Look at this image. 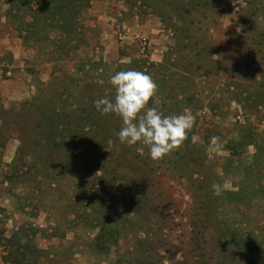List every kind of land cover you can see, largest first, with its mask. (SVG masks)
Masks as SVG:
<instances>
[{"label": "rangeland", "instance_id": "rangeland-1", "mask_svg": "<svg viewBox=\"0 0 264 264\" xmlns=\"http://www.w3.org/2000/svg\"><path fill=\"white\" fill-rule=\"evenodd\" d=\"M30 15L0 0V239L35 264H242L229 229L264 248V0H93L70 35ZM130 69L194 117L159 161L93 104Z\"/></svg>", "mask_w": 264, "mask_h": 264}, {"label": "clouds", "instance_id": "clouds-1", "mask_svg": "<svg viewBox=\"0 0 264 264\" xmlns=\"http://www.w3.org/2000/svg\"><path fill=\"white\" fill-rule=\"evenodd\" d=\"M104 85L101 79L98 82ZM108 84L114 89L112 99L101 97L93 101L101 115H115L121 120L118 140L121 145H142L149 157L159 161L181 146L192 128L194 117L185 110L181 114L164 115L148 102L157 93V84L143 71L122 70L112 75ZM215 139V138H214ZM142 150V149H141ZM224 185L213 183L211 189L219 196Z\"/></svg>", "mask_w": 264, "mask_h": 264}, {"label": "trees", "instance_id": "trees-1", "mask_svg": "<svg viewBox=\"0 0 264 264\" xmlns=\"http://www.w3.org/2000/svg\"><path fill=\"white\" fill-rule=\"evenodd\" d=\"M6 1L13 7H25L31 13L29 20L25 23L26 27H32L33 24L42 19V15H56L59 17L58 28L62 29L64 35H70L74 33L72 28L75 23L78 24V17L83 10L90 7V3L93 0H37L34 3L35 5H31L29 0ZM228 194L236 196L234 193ZM228 232H232L229 238L240 248L239 253L242 259L244 258L242 264H264V248L261 249L260 245L253 239L243 240L237 230L229 229ZM0 243L3 250H6V257L2 261L3 263L35 264L32 259L35 250L21 234L14 233L7 239L1 237Z\"/></svg>", "mask_w": 264, "mask_h": 264}, {"label": "built area", "instance_id": "built-area-1", "mask_svg": "<svg viewBox=\"0 0 264 264\" xmlns=\"http://www.w3.org/2000/svg\"><path fill=\"white\" fill-rule=\"evenodd\" d=\"M143 50H144V48H143ZM142 53V52H141Z\"/></svg>", "mask_w": 264, "mask_h": 264}]
</instances>
